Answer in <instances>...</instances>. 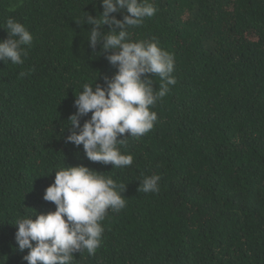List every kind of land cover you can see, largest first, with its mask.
Masks as SVG:
<instances>
[{
	"label": "trees",
	"instance_id": "obj_1",
	"mask_svg": "<svg viewBox=\"0 0 264 264\" xmlns=\"http://www.w3.org/2000/svg\"><path fill=\"white\" fill-rule=\"evenodd\" d=\"M147 2L157 11L131 40L170 53L176 83L151 109L149 133L118 136L133 163L112 169L66 141L82 85L106 87L117 71L81 22L102 13L101 0H0V41L9 18L33 36L22 65L0 62V264H27L14 223L55 211L43 196L64 165L125 185L126 207L101 221V246L74 253V264H264V0ZM153 175L159 191H140Z\"/></svg>",
	"mask_w": 264,
	"mask_h": 264
},
{
	"label": "clouds",
	"instance_id": "obj_2",
	"mask_svg": "<svg viewBox=\"0 0 264 264\" xmlns=\"http://www.w3.org/2000/svg\"><path fill=\"white\" fill-rule=\"evenodd\" d=\"M101 7V14L93 17L84 13L81 22L91 26L89 46L95 49L100 45L101 52L111 51L106 59L117 71L110 81L106 80V87L98 84L93 87L94 83L82 85L74 101L77 111L68 120L70 134L66 141L82 145L89 161L111 164L112 169L125 168L132 165L133 156L122 154L118 145L130 137L139 139L153 129L157 114L151 109L166 96L169 86L176 83L172 75L174 57L161 49L158 42L131 40L129 29L141 26L145 18L155 15L157 9L152 3L101 0ZM115 13L127 14L119 20L115 15L110 17ZM104 25L112 30L102 32ZM5 26L8 38L0 41V62L22 65L33 36L12 18L7 19ZM146 74L160 78L159 90H154L153 79ZM89 113L90 119L81 126L80 119ZM125 133L128 138L118 140ZM54 173V183L45 190L43 199L54 204L55 211L33 212L34 215L21 217L14 223L19 251L28 250L23 257L27 264H74L73 254L84 250L94 255L102 244L101 221L109 210L119 213L126 207V199L121 195L125 185L117 184L111 177L85 166L64 165ZM160 179L158 175L146 176L138 189L156 193Z\"/></svg>",
	"mask_w": 264,
	"mask_h": 264
}]
</instances>
